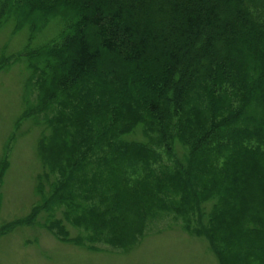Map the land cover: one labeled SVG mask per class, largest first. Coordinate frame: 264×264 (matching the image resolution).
Segmentation results:
<instances>
[{"label": "trees", "instance_id": "obj_1", "mask_svg": "<svg viewBox=\"0 0 264 264\" xmlns=\"http://www.w3.org/2000/svg\"><path fill=\"white\" fill-rule=\"evenodd\" d=\"M9 23L49 110L22 113L48 188L26 220L68 207L129 248L175 202L220 264H264V0H0Z\"/></svg>", "mask_w": 264, "mask_h": 264}, {"label": "rangeland", "instance_id": "obj_2", "mask_svg": "<svg viewBox=\"0 0 264 264\" xmlns=\"http://www.w3.org/2000/svg\"><path fill=\"white\" fill-rule=\"evenodd\" d=\"M26 42L24 30L13 33L11 23L0 27V264H220L207 243L181 228L190 217L184 215V208L177 211L175 202L154 208L145 219L142 235L129 248L120 244L111 247L104 244L109 242L94 239L95 229L85 233L81 227H87L82 225L86 218L70 216L68 207L54 215L61 221L62 231L56 225L42 226L44 204L41 213L26 220L30 208L48 188L43 184L41 195L37 194L40 129L31 118H22V113L28 108L32 115L37 110L49 114L35 80L28 84L31 77L23 60L26 57L18 55ZM95 170L98 175L102 171ZM108 177L103 179L108 181ZM79 231L84 234L82 245L70 240Z\"/></svg>", "mask_w": 264, "mask_h": 264}]
</instances>
